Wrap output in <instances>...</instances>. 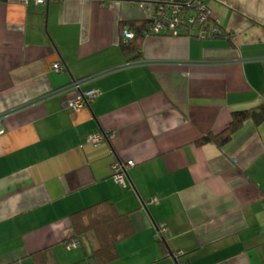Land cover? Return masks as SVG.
<instances>
[{
	"label": "crops",
	"instance_id": "0c3cea01",
	"mask_svg": "<svg viewBox=\"0 0 264 264\" xmlns=\"http://www.w3.org/2000/svg\"><path fill=\"white\" fill-rule=\"evenodd\" d=\"M166 1L0 0V264L81 261L74 214L102 201L133 230L106 264H264V121L198 143L264 102V0H204L222 36L147 35L129 62L124 24ZM83 79L100 92L75 110L58 91Z\"/></svg>",
	"mask_w": 264,
	"mask_h": 264
},
{
	"label": "trees",
	"instance_id": "16d2710c",
	"mask_svg": "<svg viewBox=\"0 0 264 264\" xmlns=\"http://www.w3.org/2000/svg\"><path fill=\"white\" fill-rule=\"evenodd\" d=\"M160 4V2H158ZM153 17L146 20L132 21L124 24L128 32L134 33L132 38L123 40L122 48L129 62L136 61L143 56V42L148 34V28ZM220 37V36H219ZM264 96V93H263ZM233 120L230 126L220 133H209L203 136L198 143H215L223 148L241 130L247 121L261 124L264 121V102L249 109L237 110L232 113ZM76 234L71 238L86 249V256L73 264H106L118 258L117 243L129 236L133 230L129 224V215L118 213L113 204L102 201L89 206L74 214ZM166 239L160 243L165 252H169ZM54 247L40 250L35 255L39 264H59L55 257ZM55 256V257H54Z\"/></svg>",
	"mask_w": 264,
	"mask_h": 264
},
{
	"label": "built area",
	"instance_id": "2783aa9c",
	"mask_svg": "<svg viewBox=\"0 0 264 264\" xmlns=\"http://www.w3.org/2000/svg\"><path fill=\"white\" fill-rule=\"evenodd\" d=\"M29 0H22L28 3ZM38 2L50 3L53 0H35ZM146 4V2H145ZM157 4L155 14L152 16L153 20L150 22L148 28L149 35L171 34V35H196L200 38H216L222 36L223 31L219 26L212 21V13L209 6L204 0H170L160 2ZM149 5V4H148ZM147 5V6H148ZM227 34V33H225ZM125 36L132 38L134 33L126 31ZM56 70H62V63H55ZM86 81L77 80L69 87L60 89L59 94L72 92V97L68 100V106L72 109H80L99 94V89L93 88L89 90H82V84ZM7 114L0 115V135L6 132L4 120ZM110 134L104 131L94 132L88 135L87 141L94 145H99L106 140ZM135 165L134 160L121 161L118 160L113 165L112 177L120 185L126 186L128 182L129 170ZM157 201V197H153L151 202ZM167 228H161L158 231L160 240L164 238ZM71 248L77 247L78 242L72 241L68 244Z\"/></svg>",
	"mask_w": 264,
	"mask_h": 264
},
{
	"label": "bare ground",
	"instance_id": "6f19581e",
	"mask_svg": "<svg viewBox=\"0 0 264 264\" xmlns=\"http://www.w3.org/2000/svg\"><path fill=\"white\" fill-rule=\"evenodd\" d=\"M164 238H165V235H164ZM73 241H76V240H73ZM72 242V241H71ZM79 244V243H78ZM78 246V245H77Z\"/></svg>",
	"mask_w": 264,
	"mask_h": 264
}]
</instances>
